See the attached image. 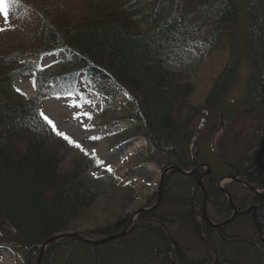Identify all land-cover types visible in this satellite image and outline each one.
Wrapping results in <instances>:
<instances>
[{
	"label": "trees",
	"instance_id": "obj_1",
	"mask_svg": "<svg viewBox=\"0 0 264 264\" xmlns=\"http://www.w3.org/2000/svg\"><path fill=\"white\" fill-rule=\"evenodd\" d=\"M36 2L34 7H21L37 13L38 28L24 44L0 57V256L11 251L19 264H36L41 243L76 228L85 211L116 180L111 171L87 176L97 166L92 156L63 168L60 148L66 139L42 118V101L89 92L112 98L123 92L133 109L124 118L135 123L129 136L145 140L140 162L159 163L161 157V167L192 166L193 158L202 162V149H196L192 158L191 148L196 144L192 123L197 107L188 106L189 85L169 64L183 65L194 56L202 59L225 47L227 61L200 109H223L228 89L245 68V101L250 107L246 112H257L264 124V1L99 0L78 7L73 16L63 12L62 2L61 6ZM57 51L75 62L57 68L39 66L42 55ZM26 56L32 63L25 64ZM30 73L34 90L27 98L13 84ZM257 134L261 138L264 125ZM258 139L256 147L238 155L234 165L264 188V172L254 158ZM197 181V175L173 170L163 182L160 205L139 214L132 231L103 244L61 239L47 246L41 264H264L259 239L264 199L254 200L258 201L255 218L245 214L230 223H245L254 239L248 232L201 226L196 221L202 206ZM240 189L235 188L236 194ZM206 191L212 216L227 217L230 208L223 194L219 196L212 185ZM245 199L251 203L252 198ZM127 219L82 234L103 238L121 230ZM195 244L206 249L193 260L189 255Z\"/></svg>",
	"mask_w": 264,
	"mask_h": 264
},
{
	"label": "rangeland",
	"instance_id": "obj_2",
	"mask_svg": "<svg viewBox=\"0 0 264 264\" xmlns=\"http://www.w3.org/2000/svg\"><path fill=\"white\" fill-rule=\"evenodd\" d=\"M36 1L38 0H0V28L8 29L0 31V57L4 56V52L7 50H15L24 44L26 37H30L33 30L38 28L40 20L37 19V13L33 14L28 11V8L21 7H34L37 4ZM97 1L99 0H47L49 5L57 3V6H61L59 2H62L66 7L63 12L72 14L71 16L76 15L78 7L82 9L84 4ZM5 12L8 16L7 22L4 18ZM240 29L245 30V27L241 26ZM227 56L226 48L221 47L202 59H197L194 56L183 65L169 64L180 73L182 82L189 85L191 92L187 100L188 106L198 108L195 110L196 117L192 123L193 134L196 137L194 141L196 144L191 147L194 149L192 158L196 149H202V162L209 164L218 174L223 173L219 171L228 167L221 163L222 161L233 164L242 152L256 147L257 143L255 146L254 143L259 138L257 132L264 125L262 120L257 119V112H252V114L246 112L250 107L249 103L245 101L248 79V71L245 68L239 70L233 84L228 89L222 103L223 109L217 111L200 109L212 83L226 63ZM23 59L26 65L32 63L31 56H26ZM67 62L74 63L75 59L64 51H57L42 55L39 59V66L44 69L57 68L59 65H66ZM13 85L25 97L32 98L34 84L31 73L15 80ZM132 110L123 92L112 98L99 95L96 92H89L83 96L50 97L41 102V112L54 122L56 130L67 134L71 140L78 142L89 153V155H85L84 151L66 140L60 148L62 149L60 151L63 155L64 169L72 167L81 157L92 156L91 154L95 150V157L102 163L90 170L87 176L95 177L103 174L108 171L109 166L111 172L116 176L113 184L106 187L105 194L97 198L95 203L85 211L83 217L77 221L76 228L68 230V232L83 233L86 230L102 227L129 217H132L130 224L132 225L139 220V214H135L139 209L148 208L156 203L162 172L167 167L174 165L161 167V164H164L161 157H159L160 164L140 162L145 154V140L140 136H129L133 133L135 123L124 118ZM85 113L88 115H84ZM74 115L77 118H74ZM90 137H99V139ZM194 168L196 167L192 164V166L180 169L190 172ZM172 171L169 170L164 175L163 182ZM201 171H205V167L201 168ZM235 181H231V185L234 183L237 190L239 191L241 188L242 191L241 194H236L232 190L235 195L233 194L234 196L232 195L231 198L235 204H238L240 196L250 197L254 192L249 188L244 189L241 182ZM229 183L228 180H224L218 188H224ZM225 189L229 191L227 188ZM160 199L162 201V195ZM148 201L149 203H147ZM170 203L171 201L168 202L167 208ZM203 211L206 217H210L213 212L207 205L205 210L201 207L198 211V219L202 217ZM201 221L203 219L199 220V222ZM259 229L260 237L264 239V230ZM247 230H250L249 226L239 222L232 225L228 233L237 232L239 234L238 231H240L243 235L248 232ZM248 234L250 235L249 232ZM94 239L100 238L95 237ZM203 252L204 247L195 244L192 245L190 255L197 258ZM18 260L11 251H5L0 256V264H19L20 260Z\"/></svg>",
	"mask_w": 264,
	"mask_h": 264
},
{
	"label": "bare ground",
	"instance_id": "obj_3",
	"mask_svg": "<svg viewBox=\"0 0 264 264\" xmlns=\"http://www.w3.org/2000/svg\"><path fill=\"white\" fill-rule=\"evenodd\" d=\"M261 162H262V160H261ZM256 163H257V160H256ZM258 164V163H257ZM262 167L261 166H259L261 169H262V171L264 172V163L262 162ZM175 166V165H174ZM208 166V167H207ZM177 167H179V166H177ZM205 167V171H203L201 174H200V176L197 174V177H198V181H197V186H199V191H200V193H201V195H202V208H203V210H205V206H206V201H207V197H208V195H207V191H206V183H207V181H206V179H204V176L205 175H207V174H209L210 172H213V174H215V176H213L214 177V181L217 179V177H216V175H219L218 173H216L215 171H213V169L210 167V165L209 164H207V163H205V162H199L198 164H197V166H196V168H194L192 171H193V173H196L197 172V170H200L201 168H204ZM179 168H181V167H179ZM195 170V171H194ZM209 171L208 173H206V171ZM178 171V170H177ZM178 172H180V171H178ZM220 172V171H219ZM181 173V172H180ZM181 174H183V173H181ZM211 174V173H210ZM209 174V175H210ZM240 174H241V172H240ZM185 175V174H184ZM191 175V174H190ZM190 175H188V176H190ZM236 179H238L239 180V177L238 176H236L235 177ZM227 179V177H220V178H218L217 179V186H215V189H216V191H217V193H218V195H219V193H222L223 194V196H224V198L226 199V203H227V205L229 206V208H230V212L229 213H231V214H229L227 217H225V218H221V219H219V220H215V219H211V218H209V217H206V216H204V213H202V217H200V219H198V218H196V221L202 226V224L203 223H206V225H208L209 227H211V228H226L227 230L228 229H231L232 228V226L230 225V223H232L233 221H234V219L231 221V222H229V223H226V224H224V225H222V226H216L217 224H219V223H221V222H223V221H225L226 219H228L231 215H232V213H233V208L231 207V205L229 204V202H228V198H227V196H225L226 195V193H225V191L224 190H222V189H225V188H221V189H219L218 188V186H219V184L222 182V181H224V180H226ZM246 179H247V183L249 184V186L251 187V188H253V190H254V193L256 194V196L258 197V198H260L259 200H263V198H264V188H262L261 186H259L258 185V183H256L255 181H252V180H250L248 177H246ZM200 185H202L203 186V190H202V188H201V186ZM163 187V186H162ZM228 193H229V191H227ZM225 194V195H224ZM161 195H162V193H161ZM229 195L230 196H232V192H230L229 193ZM220 196V195H219ZM231 198V197H230ZM160 201H161V199H160ZM160 201H159V204H158V206L160 205ZM231 201H232V198H231ZM233 202V201H232ZM234 203V202H233ZM157 206V207H158ZM150 207H152V206H150ZM150 207H148V208H145L143 211H137L135 214L137 215V214H141V213H144V212H146V211H152V210H147V209H149ZM156 207V208H157ZM156 208H154V209H156ZM143 209V208H142ZM153 209V210H154ZM236 213L238 214V211H236ZM243 215H245V214H243ZM198 217V216H197ZM204 218H206L207 220H205ZM252 218H255V215H254V217H252ZM203 219V221H201V222H199V220H202ZM131 222H132V217H129L128 219H127V221H126V223H125V226L121 229V230H119V231H117V232H114V233H120V232H122V231H125V234H123L122 236H124V235H126L127 233H129L130 231H132L134 228H135V226H136V223H133L132 225H130L131 224ZM130 225V226H129ZM66 232H68V231H66ZM66 232H62V233H59V234H56V235H60V234H63V233H66ZM239 232V231H238ZM80 233V232H79ZM82 234V233H81ZM56 235H54V236H56ZM83 235V234H82ZM250 235L252 236V238L254 239V237H255V235H254V233H250ZM84 236V235H83ZM122 236H120V237H122ZM53 237V236H52ZM84 237H86V236H84ZM120 237H118V238H120ZM51 238V237H50ZM86 238H88V237H86ZM104 238V237H103ZM49 239V238H48ZM88 239H92V240H99V239H93V238H88ZM100 239H102V238H100ZM260 239V241L264 244V239L263 238H259ZM47 240V239H46ZM45 240V241H46ZM61 240V239H60ZM57 241H59V240H57ZM57 241H54V242H57ZM44 242V241H43ZM42 242V243H43ZM42 243H41V245H42ZM53 243V242H52ZM51 244V243H50ZM206 244L210 247V245H209V242H207L206 241ZM41 245H40V247H41ZM203 247H204V249H206V247H205V245H202ZM47 248V247H46ZM46 248L44 249V251L46 250ZM44 251H43V254H44ZM39 253H40V248H39ZM39 253H38V256H39ZM43 254H42V256H41V260H42V257H43ZM38 256H37V258H38ZM190 256V258L191 259H193V260H196V257L195 256H193V255H189ZM37 258H36V264H37Z\"/></svg>",
	"mask_w": 264,
	"mask_h": 264
},
{
	"label": "water",
	"instance_id": "obj_4",
	"mask_svg": "<svg viewBox=\"0 0 264 264\" xmlns=\"http://www.w3.org/2000/svg\"><path fill=\"white\" fill-rule=\"evenodd\" d=\"M264 151V136L262 137L261 139V142H260V146H259V151L257 152V163L259 166H263L262 165V162H261V155ZM208 167V166H207ZM169 170H178L180 171L181 173L185 174V175H190L193 173V171H190V172H184L183 170H181L179 167L177 166H170V167H167L166 169L163 170L162 172V175L160 177V180H159V184H158V191H157V200H156V203L150 207L149 209L147 210H153L154 208H156L159 204V201H160V198H161V193H162V185H163V177L164 175L169 171ZM195 171V170H194ZM209 171L207 170L206 173H208ZM231 178V177H230ZM202 190H203V186L200 185ZM251 190H253V188L249 187ZM225 191L226 193V196H227V200L229 202V204L231 205V207L233 208V213L232 215L226 219L225 221L217 224L216 226H222L226 223H229L231 222L237 215L236 211H237V207L236 205L231 201V196L229 195V193L227 192L226 189H222ZM254 191V190H253ZM264 195V194H263ZM144 209H139V211H143ZM204 213V211H203ZM205 220H207L206 218H204ZM123 234H125V231H122L120 233H112V234H109L107 235L106 237L102 238V239H99V240H92V239H88L86 237H84L81 233L79 232H66V233H63V234H60V235H56V236H53L49 239H47L46 241H44L40 247V253H39V256L37 258V264H41V256L43 254V251L44 249L52 242L54 241H57V240H60V239H64V238H74V239H77V240H80L84 243H91V244H103V243H106V242H109L113 239H116L120 236H122Z\"/></svg>",
	"mask_w": 264,
	"mask_h": 264
},
{
	"label": "flooded vegetation",
	"instance_id": "obj_5",
	"mask_svg": "<svg viewBox=\"0 0 264 264\" xmlns=\"http://www.w3.org/2000/svg\"><path fill=\"white\" fill-rule=\"evenodd\" d=\"M264 135V134H263ZM262 135V136H263ZM262 136H261V138H260V142H261V139H262ZM259 151V149L257 150V152ZM263 153H264V151H263ZM263 153H262V155H261V160H262V162L264 163V159H262L263 158ZM254 158H255V161H256V158H257V154H256V156H254ZM234 162H235V160H234ZM199 162H197L194 158H193V161H192V164H194V166L196 167L197 166V164H198ZM221 163H223L227 168L225 169V170H221L220 172H223V173H220L219 175H216V177H217V179L218 178H220V177H227V179L226 180H228L230 183L229 184H227V185H225L224 186V188H227L230 192H232V190H235V188H236V186L234 185H231V181H235V182H241L242 183V187L244 188V189H247V188H249L250 186H249V184L247 183V179H246V176H244L242 173L240 174V170L234 165V163L232 164V163H226L225 161H222ZM203 171H201V169L200 170H197V172L196 173H192L191 175H199L200 176V174L202 173ZM211 173V174H210ZM209 174H207V175H205L204 176V179H206V181H207V183H206V189H208V186L209 185H212L213 186V188H215V186H217V179L214 181V177L213 176H215L214 174H213V172H210ZM236 176H238L239 177V180L238 179H236L235 177ZM231 177V178H230ZM234 184V183H233ZM250 189V188H249ZM251 190V189H250ZM245 192V191H244ZM254 192V191H253ZM234 194V192H232V195ZM235 195V194H234ZM233 195V196H234ZM233 196H231V197H233ZM246 196L245 195H242V196H240V198H239V203L238 204H235L236 205V207H237V211H238V214L236 215V217L234 218V220L237 218V217H240L241 215H243V214H246V215H251V217H254V210H255V208H256V203L258 202V201H256V202H254V200L257 198V196H256V194L255 193H252L251 194V196H250V198H252L251 200H250V202L251 203H249V202H247L246 201ZM233 199V198H232ZM264 199V198H263ZM233 201V200H232ZM249 201V200H248ZM247 203H248V205H247ZM250 211H252V212H250ZM249 212H250V214H249ZM231 214V213H230ZM209 218H211V219H215V220H219V219H216V218H214L213 216H212V214H210V217ZM202 229H204V227H202ZM218 229H222V228H218ZM262 230V229H261ZM263 237H264V234H263ZM259 238H261L260 237V229H259Z\"/></svg>",
	"mask_w": 264,
	"mask_h": 264
},
{
	"label": "snow or ice",
	"instance_id": "obj_6",
	"mask_svg": "<svg viewBox=\"0 0 264 264\" xmlns=\"http://www.w3.org/2000/svg\"><path fill=\"white\" fill-rule=\"evenodd\" d=\"M4 18H5V21L7 22L8 16H7V13L6 12L4 13ZM6 30H8V29L0 28V31H6ZM17 91H19V89H17ZM84 115H88V114L85 113ZM41 116L45 120V122L48 123L49 126H51L53 128V131L56 132V135L61 136L62 138L68 140V142L71 143V144H73V146L80 148L81 151H84L85 152V155H89V153L85 149H83V147L78 142H75V141L71 140V138L68 137L67 134L61 133V132L57 131L56 128H55L54 122L52 120H50L47 116H45L43 114V112H41ZM74 118H77V116L74 115ZM89 118H90V116H89ZM90 138L91 139H99V137H90ZM91 155H92L93 159H96V157H95V150H93V153ZM96 163L99 166L102 163V161L96 159ZM107 170L108 171H111V167L109 166L107 168Z\"/></svg>",
	"mask_w": 264,
	"mask_h": 264
}]
</instances>
